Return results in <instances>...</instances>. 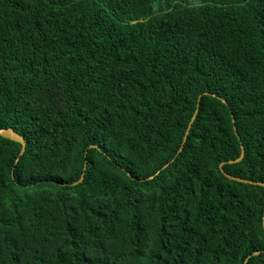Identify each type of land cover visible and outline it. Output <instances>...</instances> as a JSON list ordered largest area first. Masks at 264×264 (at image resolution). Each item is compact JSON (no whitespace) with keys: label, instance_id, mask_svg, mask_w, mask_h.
<instances>
[{"label":"trees","instance_id":"trees-1","mask_svg":"<svg viewBox=\"0 0 264 264\" xmlns=\"http://www.w3.org/2000/svg\"><path fill=\"white\" fill-rule=\"evenodd\" d=\"M7 127L0 264H264V0H0Z\"/></svg>","mask_w":264,"mask_h":264},{"label":"water","instance_id":"water-1","mask_svg":"<svg viewBox=\"0 0 264 264\" xmlns=\"http://www.w3.org/2000/svg\"><path fill=\"white\" fill-rule=\"evenodd\" d=\"M223 101L225 102V100H223ZM196 112H197V108L195 109L194 113L192 114V116H191V118H190V120L188 122V125L186 127L185 132H184V135H183L182 142H181V145L179 147V150H181V148H182V144H183V142L186 139V135H187V133L189 131V128L191 126L192 121L195 118ZM0 136L5 137V138H8V139L13 140V141H16V142H19L20 145H21L20 151H19V155H21L24 152V150H25V141H24V138H23V136L21 134H19L18 132H16L13 128H11V127L0 128ZM240 148H241V150H240L239 156L237 158L227 160L226 161L227 163H234V162H237V161L241 160V158L243 157V154H244V150H243L242 145H240ZM223 163H225V162H220L219 163V170L228 179H231V180H234V181H238V182H243V183H251V184H256V185L264 186V182H262V181H253L251 179L242 178V177L235 176V175H232V174L226 172L223 169V167H222ZM164 166H166V165H164ZM82 178H83V173L81 174L80 178L76 182L81 181ZM76 182H74V183H76ZM262 226L264 228V211H263V215H262ZM258 253H259V250H256L252 254H258ZM249 256L250 255H248L245 258V260H247L249 258Z\"/></svg>","mask_w":264,"mask_h":264}]
</instances>
